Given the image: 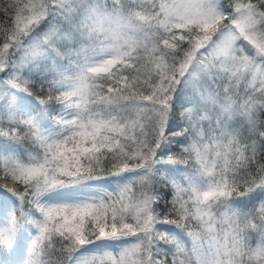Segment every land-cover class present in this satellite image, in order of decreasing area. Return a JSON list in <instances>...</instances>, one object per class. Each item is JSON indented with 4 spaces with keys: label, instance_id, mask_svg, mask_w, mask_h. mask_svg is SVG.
Masks as SVG:
<instances>
[{
    "label": "snow or ice",
    "instance_id": "1",
    "mask_svg": "<svg viewBox=\"0 0 264 264\" xmlns=\"http://www.w3.org/2000/svg\"><path fill=\"white\" fill-rule=\"evenodd\" d=\"M0 15V264H264V0Z\"/></svg>",
    "mask_w": 264,
    "mask_h": 264
},
{
    "label": "trees",
    "instance_id": "2",
    "mask_svg": "<svg viewBox=\"0 0 264 264\" xmlns=\"http://www.w3.org/2000/svg\"><path fill=\"white\" fill-rule=\"evenodd\" d=\"M13 2V0H0V8H7L9 6V4ZM26 2V0H25ZM0 19L2 21H5L7 19V17H4L3 15H0ZM67 47H71V48H78L79 44L78 43H72L70 45H68ZM61 63H63L65 66L68 64L67 60H63ZM44 64V66H43ZM43 64L39 65V68L41 71H48L51 72L52 70V66L50 62H45ZM59 71H63V69H58ZM25 74H27V70H25ZM70 75V73H69ZM49 79H52L53 77L51 75H49L48 77ZM243 87V86H242ZM258 119L261 121H264V113H257ZM236 126L240 127L242 129V131H244L245 135H247V131L245 128V121L242 117H238L237 118V122H236ZM205 127H207V124H205ZM264 130V129H261ZM0 143H2V141H0ZM224 210L221 208L217 211V218H219V214L222 213ZM222 227H227V225H221V224H216V228L219 230ZM188 230L189 231H199V226H197L195 224V222L193 221L191 224H189L188 226ZM35 234V228L33 226H26L24 230H22L21 232V241L23 242L24 240H30L31 237ZM180 239L182 240L183 244L190 249L191 244H192V240L189 236H187L186 233H181L180 235ZM205 244L207 245V240L205 241ZM101 247V245H93L91 246V248H98ZM91 250V249H89ZM52 259H55V256H53Z\"/></svg>",
    "mask_w": 264,
    "mask_h": 264
},
{
    "label": "rangeland",
    "instance_id": "3",
    "mask_svg": "<svg viewBox=\"0 0 264 264\" xmlns=\"http://www.w3.org/2000/svg\"><path fill=\"white\" fill-rule=\"evenodd\" d=\"M0 22H3L1 19H0ZM43 64V63H42ZM43 66H44V64H43Z\"/></svg>",
    "mask_w": 264,
    "mask_h": 264
}]
</instances>
